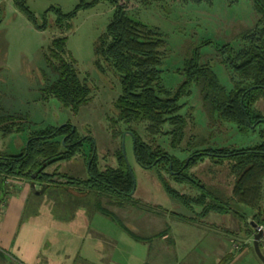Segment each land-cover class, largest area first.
Here are the masks:
<instances>
[{
    "label": "trees",
    "instance_id": "1",
    "mask_svg": "<svg viewBox=\"0 0 264 264\" xmlns=\"http://www.w3.org/2000/svg\"><path fill=\"white\" fill-rule=\"evenodd\" d=\"M1 1L0 24L4 16ZM77 1L69 12H64L58 5L49 6L40 14L42 24L37 25V18L28 7L27 0H11L15 8L41 31L47 30V18L54 15L51 18L53 27L62 33L50 39L39 51L45 68L43 71L47 73L46 70H49L50 74L47 77L42 71V77L44 80L51 78V82H45L39 90L40 101L47 103L54 99L61 108L69 110L74 116L90 104L91 89L87 79L79 75L76 61L67 50L66 34L73 30L72 20L80 11L92 10L106 3L111 7V16L103 32L94 41L95 58L92 65L99 75L110 72L118 82L119 92L113 102L116 117L109 119L111 137L114 140L121 139L123 131L119 125H125L132 134L130 139L135 162L141 168H160L162 165L175 182L197 186L201 190L205 189L204 186L188 177L185 171L203 157H209L214 162L229 160V172L233 176L229 202L217 197L209 200L205 194L196 198L180 194L166 182H162L163 189L184 207H190L191 204L201 207L200 217L211 212L238 214L233 207L238 205L256 211L251 220L259 226L264 224V211L260 207L264 191V115L255 108L257 102L264 98V0H247L258 21L253 28L244 27L238 34L232 35L231 42L219 44L211 39H202L197 44L189 43L181 67L174 70V74L182 80L172 89L162 84L160 67L166 41L156 29L129 15L118 0ZM155 1L211 5V0ZM236 40L243 43L240 49L233 47L232 42ZM205 47H212L218 64L229 70V90L221 84L213 66L203 61L201 49ZM193 89L199 95L207 125L212 129L204 138L185 133L193 119L190 113L182 114L183 100L191 96ZM142 123L146 124L147 141L130 129L132 124ZM30 124L27 115L5 112L0 94V134L3 137L23 134L25 127ZM217 124L232 125L234 131L245 137L252 134L256 136L257 143L241 149L209 146ZM43 125H37L21 139L17 149L0 151V190L5 188L8 181L18 180L41 188L68 186L79 196L93 195L97 202L105 200L117 208H123L127 201L133 200L134 194L130 195L132 178L122 155L121 144L114 152L116 166L100 168L94 137L89 133H79L69 122L58 126L48 123ZM259 125L263 128L257 129ZM165 127L168 129L165 130ZM159 137L168 140V147L172 151H180L186 157L181 159L169 153L158 144ZM76 156L85 163L83 178L71 177L57 170L45 172L47 166L72 160ZM4 194L6 196L7 193ZM130 206L139 207L136 204ZM99 208L100 213L117 221L108 211ZM157 211L161 212V207ZM173 214L182 220H193ZM166 232L156 236L161 237ZM232 258L233 255L224 257L218 264H227ZM2 260L3 254L0 252V262Z\"/></svg>",
    "mask_w": 264,
    "mask_h": 264
},
{
    "label": "rangeland",
    "instance_id": "2",
    "mask_svg": "<svg viewBox=\"0 0 264 264\" xmlns=\"http://www.w3.org/2000/svg\"><path fill=\"white\" fill-rule=\"evenodd\" d=\"M77 2V0H27L28 7L37 18V25L42 24L40 14L49 6L58 5L64 12H69ZM118 2L125 7L129 15L143 21L150 28L156 29L166 41L160 70L162 71V84L171 89L182 80L180 76L174 74V70L181 67L185 58V49L190 45L189 43L197 44L202 39H211L219 44L231 42L232 35L238 34L244 27L253 28L258 21V16L247 0H211V5H181L170 1L160 3L155 0H118ZM1 4L4 16L0 24V94L4 102V111L12 115H27L31 124L25 127L23 134H14L11 137H3L0 134V151H5L6 148L14 150V142L16 147H20L21 139L25 138L37 125L45 126L43 124L48 123L51 126H58L69 122L79 133H89L94 137L100 168L115 167L114 152L122 143V138L114 140L111 137L109 119L116 117L113 102L118 95L119 86L112 73L106 72L105 75H99L92 65L95 58L94 41L108 23L111 7L102 3L92 10L80 11L72 20L73 30L66 34L67 50L76 61L79 75L81 78L87 79V84L91 89L90 104L74 116L69 110L61 108L54 99L47 103L40 101L39 90L44 84L50 83L51 78L44 80L42 77L45 68L39 51L50 39L62 35L53 27L51 18L53 19L54 15L47 18V30L41 31L15 8L11 0H2ZM232 44L234 49H240L243 46L239 40L233 41ZM201 52L204 55L203 61L209 62L213 66L219 81L229 90L231 74L229 70L218 64L213 48L205 47L201 49ZM46 72H44L45 76L49 77V70ZM183 104L182 114L190 113L193 119L185 133L206 137L212 129L207 125L202 103L195 89L191 96L183 100ZM255 108L264 115V98L257 102ZM119 127L123 133L130 132L126 130L125 125L120 124ZM145 127L146 124L143 123L132 124L130 129L147 141ZM232 127V125L217 124L213 130L214 137L208 145L241 149L249 148L257 143L256 136L252 134H249L248 137L242 136ZM166 128L164 129L166 130ZM260 128L263 126L259 125L257 129ZM125 138L127 161L136 185L133 200L127 201L125 205V209L128 210L127 216L122 215L121 210L116 211L114 206L105 200L100 199L101 203L99 201L98 203L96 199H93L94 197L92 198L93 195L91 197H70L68 186L47 187L38 198L39 204L45 200L46 196L52 195L55 197V204L59 206L63 203L60 201L61 195H64L66 207L69 204L70 206H75L78 203L89 204L87 213L96 215L94 221L91 220L92 226L99 223L115 237L112 236L114 240L112 239L110 246H101L100 250V253L102 252L101 254L105 256L109 252H113L112 261L114 264L117 262L119 264H142V260L146 262L150 260L151 263L158 264H161V260L169 262L176 255L180 256L185 253V250H181V244L183 247L199 246L194 249L195 252L193 251L196 256L198 255L197 262L216 264L219 254L224 248V246H217V243L223 240L227 242L231 235L237 243L244 242L246 236L244 230L240 229L241 222H243L241 216H243L242 214L251 216L254 210L233 205L239 215L234 212L225 214L211 212L205 217H200L201 207L196 204L184 207L170 198L162 186V182H166L180 194L193 198L205 194L209 200L212 197H217L224 202H229L233 186V176L229 172V160H215L217 162H214L209 157H203L196 165L185 171L188 177L199 181L204 186L205 189L201 190L197 186L175 182L163 170L162 165L160 168H141L135 162L130 136L125 134ZM157 142L169 153L177 155L181 159L186 157L180 151H172L168 147L166 138L159 137ZM55 170L71 177L83 178L85 163L76 156L72 160L47 166L45 172L52 173ZM171 174L173 173L171 172ZM31 194L33 200L35 198L34 191ZM262 200L261 208L264 207V193ZM131 204H136L139 207L133 208L130 206ZM99 206L114 216L120 225L117 224V221L115 222L100 213ZM159 207L193 220L192 222H181L174 215L166 218L143 212L144 210L157 211ZM54 209L57 208L54 207ZM30 213V205H28L25 212L27 219L30 218ZM26 220L21 219L16 227L17 236L22 242L30 239L29 228L24 226L28 222ZM166 228L170 229L169 234L175 245H179L176 248L168 240L163 242L160 238H154L156 233ZM210 236L214 239L217 236L220 238L218 241H214V244H210L208 242ZM86 241H88V236H86ZM225 242L223 243L225 244ZM128 243H132L133 250H136L133 260L130 258L131 250ZM209 245H216L210 246L212 253L206 250ZM115 246L116 249H114ZM246 248L255 255L253 239L246 245ZM14 257L16 261H20L17 255ZM89 257H93V255L91 254ZM185 259H179V264H193L192 261L189 263Z\"/></svg>",
    "mask_w": 264,
    "mask_h": 264
},
{
    "label": "crops",
    "instance_id": "3",
    "mask_svg": "<svg viewBox=\"0 0 264 264\" xmlns=\"http://www.w3.org/2000/svg\"><path fill=\"white\" fill-rule=\"evenodd\" d=\"M15 149L16 147L14 142ZM13 146V147H14ZM9 150H12L8 148ZM264 185V182H263ZM47 188H40L39 186H32L25 181L10 180L5 185V188L0 190V248L3 254V260L1 264H114L112 261L113 252H109L106 256L100 253L101 246L108 247L113 241V235L108 232L105 226H101L99 223L92 226V221L96 215L87 213V206L89 204H76L75 206L66 207L64 205V195H61V206L56 205L54 202L55 197L46 196L39 204V197ZM34 191L35 198H31V192ZM7 193L6 196L3 193ZM264 193V191H263ZM70 197H77L79 195L68 189ZM91 197V195H88ZM94 196H92L93 198ZM35 199V201H34ZM95 200V198H93ZM92 199V200H93ZM91 200V201H92ZM90 201V202H91ZM263 201V200H262ZM30 205V218L25 217L27 206ZM44 206V207H43ZM46 207V210L44 211ZM54 207L57 209L55 210ZM34 208V209H33ZM40 208H42L40 210ZM115 210H121L122 215L127 216L125 207L117 208ZM164 209V208H163ZM126 210V212H125ZM158 210V209H157ZM264 211V207L261 208ZM148 214L158 215L161 217H171L173 212L167 209L158 211L144 210ZM242 214V213H241ZM256 214V211L247 216L242 214L245 218L251 219ZM92 216V217H90ZM175 216V215H174ZM173 216V217H174ZM181 222L182 220L178 216H175ZM175 217L173 219H175ZM186 217V216H185ZM190 218V217H189ZM21 219L28 221L25 223V227L29 228L30 239L27 241H21L17 236L16 227ZM242 227L244 230L245 238L244 242H238L234 240L232 235L228 238L227 242L224 240L217 243V246H224L223 250L219 254V260L224 257L233 255V258L227 264H263L256 255H253L248 251L246 245L253 239L255 229H252L247 221L242 217ZM188 222V221H187ZM189 222H192L189 220ZM255 223V222H254ZM118 224V223H117ZM259 226V225H258ZM24 227V228H25ZM102 227V228H101ZM262 227V237L259 242L260 251L264 256V224ZM167 230L161 237L156 236L160 232ZM170 229H162L155 234L154 238H160L161 241H170V244L175 246V242L170 237ZM110 233V234H109ZM86 236L88 241L85 242ZM113 236V237H112ZM115 238V237H114ZM208 242L214 244V241H218V238L210 236ZM211 238V239H210ZM113 239V240H112ZM220 240V239H219ZM150 241V240H149ZM88 242V243H87ZM225 242V244L223 243ZM129 244V243H128ZM216 245H209L206 248L208 252L212 253V248ZM211 246V247H210ZM199 248L198 245L183 247L181 244V250H185V253L171 259L169 262L162 261L161 264H179V259L186 258L185 260L193 264H204L197 262L198 255L194 254V249ZM117 247L115 246L114 249ZM130 258L133 260V255L136 250H133L132 243L129 244ZM193 249V250H192ZM91 250V251H90ZM192 250V252H191ZM202 250V249H201ZM124 251V250H123ZM149 251V249H148ZM207 252V253H208ZM206 253V255H207ZM92 254L93 257H89ZM127 255V252L125 251ZM204 254V253H203ZM14 255L20 258V261H16ZM205 255V254H204ZM101 259V260H99ZM205 259V257H204ZM142 264H158L147 262L142 260ZM115 264H119L118 262Z\"/></svg>",
    "mask_w": 264,
    "mask_h": 264
},
{
    "label": "water",
    "instance_id": "4",
    "mask_svg": "<svg viewBox=\"0 0 264 264\" xmlns=\"http://www.w3.org/2000/svg\"><path fill=\"white\" fill-rule=\"evenodd\" d=\"M125 134H128L129 136H131L132 134L130 132H128V133H123L121 136V138H122V143H121L122 155H123L124 160L126 162V165H127L128 171L131 175L132 183H133L132 191L130 192V195H132L135 192L136 185H135V178L133 176L131 167L127 161V157L125 154ZM243 218L247 221V223L250 225V227H252V229H255V233L253 234L254 252H255V255L257 256V258L264 264V256L261 253L260 247H259V242H260V239L262 237L263 231H262V229H259V226L256 223H254L251 219L245 218L244 216H243Z\"/></svg>",
    "mask_w": 264,
    "mask_h": 264
},
{
    "label": "built area",
    "instance_id": "5",
    "mask_svg": "<svg viewBox=\"0 0 264 264\" xmlns=\"http://www.w3.org/2000/svg\"><path fill=\"white\" fill-rule=\"evenodd\" d=\"M259 229H262V227H259ZM0 252H2L1 248H0Z\"/></svg>",
    "mask_w": 264,
    "mask_h": 264
},
{
    "label": "flooded vegetation",
    "instance_id": "6",
    "mask_svg": "<svg viewBox=\"0 0 264 264\" xmlns=\"http://www.w3.org/2000/svg\"><path fill=\"white\" fill-rule=\"evenodd\" d=\"M41 188V187H40Z\"/></svg>",
    "mask_w": 264,
    "mask_h": 264
}]
</instances>
